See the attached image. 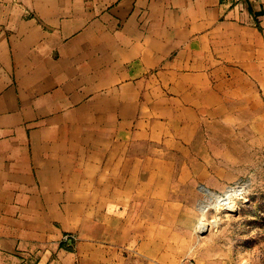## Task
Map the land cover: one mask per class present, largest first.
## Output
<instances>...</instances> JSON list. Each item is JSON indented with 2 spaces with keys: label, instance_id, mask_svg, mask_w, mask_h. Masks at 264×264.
<instances>
[{
  "label": "crops",
  "instance_id": "crops-1",
  "mask_svg": "<svg viewBox=\"0 0 264 264\" xmlns=\"http://www.w3.org/2000/svg\"><path fill=\"white\" fill-rule=\"evenodd\" d=\"M252 98L264 0H0V264H234L191 168Z\"/></svg>",
  "mask_w": 264,
  "mask_h": 264
},
{
  "label": "rangeland",
  "instance_id": "rangeland-1",
  "mask_svg": "<svg viewBox=\"0 0 264 264\" xmlns=\"http://www.w3.org/2000/svg\"><path fill=\"white\" fill-rule=\"evenodd\" d=\"M251 102L205 116L198 147L204 171L191 168L204 176L199 234L209 224L234 264H264V106Z\"/></svg>",
  "mask_w": 264,
  "mask_h": 264
},
{
  "label": "built area",
  "instance_id": "built-area-1",
  "mask_svg": "<svg viewBox=\"0 0 264 264\" xmlns=\"http://www.w3.org/2000/svg\"><path fill=\"white\" fill-rule=\"evenodd\" d=\"M69 236H65L66 241L68 240Z\"/></svg>",
  "mask_w": 264,
  "mask_h": 264
},
{
  "label": "bare ground",
  "instance_id": "bare-ground-1",
  "mask_svg": "<svg viewBox=\"0 0 264 264\" xmlns=\"http://www.w3.org/2000/svg\"><path fill=\"white\" fill-rule=\"evenodd\" d=\"M201 223V222H200ZM201 225H202V223H201ZM204 225V224H203ZM202 225V227L204 228V226Z\"/></svg>",
  "mask_w": 264,
  "mask_h": 264
}]
</instances>
